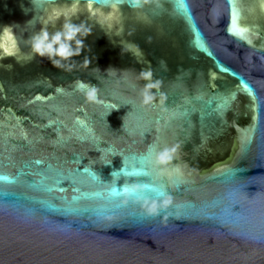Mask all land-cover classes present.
Wrapping results in <instances>:
<instances>
[{"label": "water", "instance_id": "95a60500", "mask_svg": "<svg viewBox=\"0 0 264 264\" xmlns=\"http://www.w3.org/2000/svg\"><path fill=\"white\" fill-rule=\"evenodd\" d=\"M88 2L0 0V264H264V0Z\"/></svg>", "mask_w": 264, "mask_h": 264}, {"label": "clouds", "instance_id": "9594fccd", "mask_svg": "<svg viewBox=\"0 0 264 264\" xmlns=\"http://www.w3.org/2000/svg\"><path fill=\"white\" fill-rule=\"evenodd\" d=\"M89 9L94 5L89 0L87 3ZM79 8V0H73V6L67 9L56 10L49 17V23L58 20L63 16L64 21L59 30L49 32L47 27H42L30 40V49L33 57L46 58L54 67H61L64 63L73 60V57L79 56L83 50L84 39H81L83 32L80 24L74 23L72 16L76 15ZM9 32L4 35L0 41V56H15L19 52L18 41L14 38L12 27H5ZM86 37V35H85ZM77 90L81 91L89 100L95 98L96 89L89 83L84 81L76 82ZM148 97L145 98V103H148ZM170 159L167 151L163 152L158 157V163H166ZM159 197H164V193H157ZM169 199H163L158 206L153 202L147 206L149 215H157L162 209L167 208Z\"/></svg>", "mask_w": 264, "mask_h": 264}, {"label": "snow or ice", "instance_id": "6c2138e0", "mask_svg": "<svg viewBox=\"0 0 264 264\" xmlns=\"http://www.w3.org/2000/svg\"><path fill=\"white\" fill-rule=\"evenodd\" d=\"M177 8L180 9V10H185L184 11V14L187 15V12H186V8H185V4L183 3V0H178L177 2ZM227 104V101L225 100V105ZM115 191V190H113ZM127 191V189H126Z\"/></svg>", "mask_w": 264, "mask_h": 264}]
</instances>
